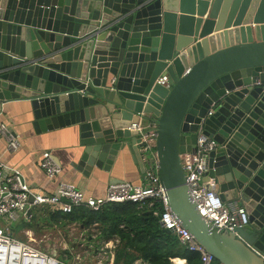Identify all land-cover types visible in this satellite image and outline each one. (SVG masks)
Segmentation results:
<instances>
[{
  "label": "water",
  "instance_id": "95a60500",
  "mask_svg": "<svg viewBox=\"0 0 264 264\" xmlns=\"http://www.w3.org/2000/svg\"><path fill=\"white\" fill-rule=\"evenodd\" d=\"M22 100L37 132L76 129L85 175L110 171L126 148L144 174L130 129L155 124L159 179L182 227L219 264H264V0H0V102ZM201 125L217 143L206 188L249 216L236 234L189 195L181 156Z\"/></svg>",
  "mask_w": 264,
  "mask_h": 264
},
{
  "label": "built area",
  "instance_id": "2783aa9c",
  "mask_svg": "<svg viewBox=\"0 0 264 264\" xmlns=\"http://www.w3.org/2000/svg\"><path fill=\"white\" fill-rule=\"evenodd\" d=\"M168 81V76H162L158 83L169 88ZM252 85L259 86L261 83L258 81ZM1 113L0 109V116ZM212 114L213 110L210 109L206 117ZM130 130H135L139 134V153L145 166L142 183L138 186L127 182L111 183L106 195L102 198L88 197L74 185L65 182H59L52 195L34 192L27 185L19 170L0 161V264H114L118 239L93 243L87 239L88 232L78 227V235L73 242H69L70 245L66 244L65 239L58 249L47 253L31 243L13 237L9 226L20 220L29 221L31 219V214L28 215L30 207L47 208L52 212L70 214L76 208L83 207L92 211H100L106 205L124 203L147 205L149 209H154L153 214L159 218L163 229L172 231V234L187 250L197 253L201 264H219L213 255L208 253L182 227L175 214L169 210L167 190L162 186L158 175L156 125H133ZM0 134L6 140L8 152H17L20 149V137L6 124H0ZM216 148V141L204 134V128L201 125L197 133L195 151L181 156L186 185L192 202L207 222L223 232L236 234V230L249 223L245 208L238 201L222 202L215 191L206 188V184L210 182H204L207 173L205 157ZM40 167L51 180L61 173L60 165L50 152L43 154ZM213 184L211 182V185ZM30 198L33 199L32 203H30ZM26 234L31 237L32 233L27 232ZM98 235L99 233L94 230L92 238L96 239ZM86 248L90 250L86 251ZM60 254L70 263L60 260L58 258ZM135 264L146 263L137 261Z\"/></svg>",
  "mask_w": 264,
  "mask_h": 264
},
{
  "label": "crops",
  "instance_id": "0c3cea01",
  "mask_svg": "<svg viewBox=\"0 0 264 264\" xmlns=\"http://www.w3.org/2000/svg\"><path fill=\"white\" fill-rule=\"evenodd\" d=\"M0 106L2 110L0 124H6L20 137L21 141V147L17 152H8L6 140L0 134V161L19 170L32 191L52 195L56 191L57 184L65 182L74 185L88 197L102 198L106 195L111 183L127 182L136 186L141 185L143 173L128 148L119 153L110 171L93 169L85 175L78 169L79 159L76 155V145L79 139L75 128L64 127L47 132H37L28 101L0 102ZM45 152H50L61 167V173L53 180L49 179L40 167ZM208 182H210L208 184L214 183L213 180ZM39 226L45 228L41 224ZM70 228L77 231L78 226L75 224ZM14 232L11 230L13 237H15ZM27 232L33 231L26 229L22 234L26 235ZM96 242L98 241L95 240L93 243ZM66 244L70 245L68 241ZM172 263L186 264V261L175 259Z\"/></svg>",
  "mask_w": 264,
  "mask_h": 264
},
{
  "label": "trees",
  "instance_id": "16d2710c",
  "mask_svg": "<svg viewBox=\"0 0 264 264\" xmlns=\"http://www.w3.org/2000/svg\"><path fill=\"white\" fill-rule=\"evenodd\" d=\"M153 211L147 205L124 203L106 205L100 211L76 208L70 214L45 210L42 216H46L56 228L65 229L76 224L88 232L90 242L118 239L114 264H135L137 261L172 264L175 259L185 260L186 264H201L197 253L187 250L174 234L163 231ZM32 218L31 211L30 221ZM94 230L99 233L96 239L92 238Z\"/></svg>",
  "mask_w": 264,
  "mask_h": 264
},
{
  "label": "rangeland",
  "instance_id": "374dc122",
  "mask_svg": "<svg viewBox=\"0 0 264 264\" xmlns=\"http://www.w3.org/2000/svg\"><path fill=\"white\" fill-rule=\"evenodd\" d=\"M29 210L33 213V218L29 223L24 220H20L19 222H13L9 226L11 230L15 231L14 236L21 238L20 241L31 243L40 250L50 253L52 250L58 249L65 239L69 243L73 242L74 238L77 237L78 232L76 230H72L70 227L65 229L53 227L54 225L51 221L46 216H42L47 208L30 207ZM37 224H41L42 226H45V228L43 229L41 226H38V229L36 228ZM4 225L8 226V224L5 223ZM29 227H31L34 232H31V237L27 234H22V232ZM34 229H37V231L35 232ZM58 258L65 263H70V261L64 258L61 254Z\"/></svg>",
  "mask_w": 264,
  "mask_h": 264
}]
</instances>
